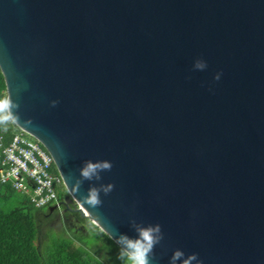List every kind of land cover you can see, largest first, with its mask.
<instances>
[{"label": "water", "instance_id": "obj_1", "mask_svg": "<svg viewBox=\"0 0 264 264\" xmlns=\"http://www.w3.org/2000/svg\"><path fill=\"white\" fill-rule=\"evenodd\" d=\"M0 71L62 204L114 244L158 223V264H264V0H0Z\"/></svg>", "mask_w": 264, "mask_h": 264}, {"label": "trees", "instance_id": "obj_2", "mask_svg": "<svg viewBox=\"0 0 264 264\" xmlns=\"http://www.w3.org/2000/svg\"><path fill=\"white\" fill-rule=\"evenodd\" d=\"M0 95L5 94V82L0 71ZM18 131L11 121L0 123V144L7 146L13 134ZM52 173L56 169L52 167ZM67 195L62 186L56 190L57 200ZM9 204L7 211L2 210ZM75 205L63 211V218H74L80 228L65 233H55L51 226L60 211H49V207L35 208L26 195L19 194L9 185L0 184V264H108L102 259L96 246L88 245L77 232L89 228L118 250L105 234L89 220L74 211ZM61 225V223H60ZM58 232V231H57Z\"/></svg>", "mask_w": 264, "mask_h": 264}, {"label": "clouds", "instance_id": "obj_3", "mask_svg": "<svg viewBox=\"0 0 264 264\" xmlns=\"http://www.w3.org/2000/svg\"><path fill=\"white\" fill-rule=\"evenodd\" d=\"M195 67H203L202 62H197ZM219 79L217 75L214 77ZM17 107L14 101L8 95H0V123L14 121V109ZM108 161H84L78 170V175L83 180L91 181L93 178L99 179V172L110 168ZM69 191L76 194L79 191L81 179L72 180ZM112 185L104 184L100 186L90 185L83 194L79 195V200L89 208L100 205V193L107 194L111 191ZM134 237H129L124 233L118 234L114 241L118 246L117 256L123 261V264H158L153 256V248L162 239V232L158 223L139 224L132 222ZM167 264H201L195 252L185 254L179 248L172 249L168 256Z\"/></svg>", "mask_w": 264, "mask_h": 264}, {"label": "built area", "instance_id": "obj_4", "mask_svg": "<svg viewBox=\"0 0 264 264\" xmlns=\"http://www.w3.org/2000/svg\"><path fill=\"white\" fill-rule=\"evenodd\" d=\"M17 130L7 146L0 144V184L26 195L35 208L55 206L56 190L64 187L61 176L51 172L53 160L40 143Z\"/></svg>", "mask_w": 264, "mask_h": 264}, {"label": "rangeland", "instance_id": "obj_5", "mask_svg": "<svg viewBox=\"0 0 264 264\" xmlns=\"http://www.w3.org/2000/svg\"><path fill=\"white\" fill-rule=\"evenodd\" d=\"M9 206V204L4 205V207H2V210L7 211L9 209ZM62 213L63 212L60 211L57 219H55L56 222H53L51 226L52 231H54L56 234L62 233L61 230L59 231V229H63L65 233H69L78 230L81 227L74 218H63ZM76 234L78 235H75V237L81 238L88 245L96 246V250L100 252L102 259H105L108 264H123V261L117 256L118 250L109 245L106 239L98 236L89 228H85L83 231H79Z\"/></svg>", "mask_w": 264, "mask_h": 264}, {"label": "flooded vegetation", "instance_id": "obj_6", "mask_svg": "<svg viewBox=\"0 0 264 264\" xmlns=\"http://www.w3.org/2000/svg\"><path fill=\"white\" fill-rule=\"evenodd\" d=\"M56 205H58V207L56 208V210H58V211H65V210H68L69 209V206L70 205H64V204H62V201L61 200H57V204Z\"/></svg>", "mask_w": 264, "mask_h": 264}]
</instances>
